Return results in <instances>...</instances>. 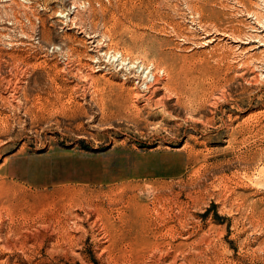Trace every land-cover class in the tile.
<instances>
[{"label":"rangeland","instance_id":"obj_1","mask_svg":"<svg viewBox=\"0 0 264 264\" xmlns=\"http://www.w3.org/2000/svg\"><path fill=\"white\" fill-rule=\"evenodd\" d=\"M0 264H264V0H0Z\"/></svg>","mask_w":264,"mask_h":264},{"label":"bare ground","instance_id":"obj_2","mask_svg":"<svg viewBox=\"0 0 264 264\" xmlns=\"http://www.w3.org/2000/svg\"><path fill=\"white\" fill-rule=\"evenodd\" d=\"M118 58H119V60H120V62H122V63H124V59L121 57V55H118V57L117 56H114L113 57V59L115 60V61H117L118 60ZM143 66V65H142ZM151 68V69H150ZM150 68H148V66H146L145 68H143V69H145V70H147L146 71V75L144 76V82H145V88H146V91L148 90V91H150V88L152 87V85H154V83L156 82V74H158V73H163L164 72V70H160V69H154L153 68V66L151 65L150 66ZM136 69V68H135ZM131 70H134L133 69V65H132V67H131ZM160 70V71H159ZM154 71V72H153ZM157 72V73H156ZM129 74V73H128ZM148 77H150V78H152V81L150 80V81H148L147 79H148ZM143 82V83H144Z\"/></svg>","mask_w":264,"mask_h":264}]
</instances>
